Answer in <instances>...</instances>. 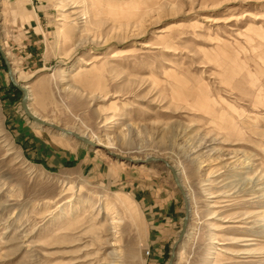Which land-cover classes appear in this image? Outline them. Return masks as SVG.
Wrapping results in <instances>:
<instances>
[{
  "label": "rangeland",
  "instance_id": "374dc122",
  "mask_svg": "<svg viewBox=\"0 0 264 264\" xmlns=\"http://www.w3.org/2000/svg\"><path fill=\"white\" fill-rule=\"evenodd\" d=\"M81 249L264 264V0H0V264Z\"/></svg>",
  "mask_w": 264,
  "mask_h": 264
},
{
  "label": "water",
  "instance_id": "95a60500",
  "mask_svg": "<svg viewBox=\"0 0 264 264\" xmlns=\"http://www.w3.org/2000/svg\"><path fill=\"white\" fill-rule=\"evenodd\" d=\"M2 55H3V57L5 58V55H4L3 52H2ZM5 59H6V58H5ZM6 64H7L8 69H9V77H10V80L12 81V83H13V84H14L19 90H21V91L23 92L22 105H23V108H24L25 112L27 113V115H28L32 120H34L35 122L39 123L40 125H42V126H44V127H49V128L54 129V130H56V131H58V132H62V133H64V134H66L67 136H72V137L76 138L77 140L83 141V142L86 143V144L95 145V144H93L92 141H90L89 139H82L78 134L72 133V132H70V131H68V130H65V129L60 128V127H58V126H56V125H53V124L47 123V122H45V121H43V120H40L39 118L34 117V116L30 113V111H29V109H28V94H27V90H26L24 87H22V86H20V85H18V84L16 83V81H15V79H14V76H13V74H12V70H11L10 67H9V63L6 62ZM185 223H186V222H185ZM185 225H186V224H184V226H185ZM184 230H185V228H184ZM184 230H183V232H184ZM182 234H183V233H182ZM174 259H175V254L173 253L172 256H171V259H170V263H169V264H173Z\"/></svg>",
  "mask_w": 264,
  "mask_h": 264
},
{
  "label": "bare ground",
  "instance_id": "6f19581e",
  "mask_svg": "<svg viewBox=\"0 0 264 264\" xmlns=\"http://www.w3.org/2000/svg\"><path fill=\"white\" fill-rule=\"evenodd\" d=\"M26 89V88H25ZM27 94H28V92H27ZM32 99V97L30 96V98H29V100H31ZM31 113V112H30ZM32 114V113H31ZM35 116V115H34ZM36 118H38V117H36ZM40 120H42V119H40ZM44 121V120H43ZM79 135V134H78ZM80 136V135H79ZM82 139H87V138H85L84 136H80ZM80 141V140H79ZM83 142V141H82ZM99 144L100 145H104L103 143H102V141H99ZM166 165H167V167L169 168V169H171L172 170V172H173V174H174V176H175V179H176V182H177V184L181 187V188H183V185H182V182H181V179L178 177V174L176 173V171L174 170L175 168L170 164V162H168V163H166ZM258 183V181H248V183H245V182H242V183H240V184H242V187L243 188H247V187H250V186H254V185H256ZM186 198H187V200L189 199V196H188V194L186 193ZM189 210V209H188ZM186 224V223H185ZM185 232H186V230H184V232H183V234L181 235V237H180V240L183 238V236H184V234H185ZM82 250V249H81ZM80 250V251H81ZM86 249H83L82 250V252H84ZM79 256V255H78ZM180 256V255H179ZM92 261H95V258H93V257H91V255L89 254V253H86V252H84V254L82 253V255L80 256V257H78V258H72L71 260H70V263L69 264H90ZM98 261V260H97ZM116 263V262H115ZM110 264H114L113 263V261L110 263Z\"/></svg>",
  "mask_w": 264,
  "mask_h": 264
}]
</instances>
